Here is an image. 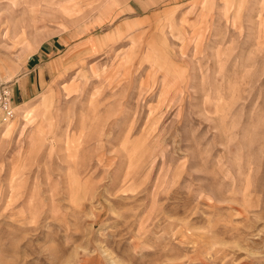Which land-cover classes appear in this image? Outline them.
Masks as SVG:
<instances>
[{
  "label": "rangeland",
  "instance_id": "374dc122",
  "mask_svg": "<svg viewBox=\"0 0 264 264\" xmlns=\"http://www.w3.org/2000/svg\"><path fill=\"white\" fill-rule=\"evenodd\" d=\"M27 75L0 264H264V0H0Z\"/></svg>",
  "mask_w": 264,
  "mask_h": 264
},
{
  "label": "built area",
  "instance_id": "2783aa9c",
  "mask_svg": "<svg viewBox=\"0 0 264 264\" xmlns=\"http://www.w3.org/2000/svg\"><path fill=\"white\" fill-rule=\"evenodd\" d=\"M12 90L4 84H0V107L9 116L13 115V110L11 106L12 100Z\"/></svg>",
  "mask_w": 264,
  "mask_h": 264
},
{
  "label": "crops",
  "instance_id": "0c3cea01",
  "mask_svg": "<svg viewBox=\"0 0 264 264\" xmlns=\"http://www.w3.org/2000/svg\"><path fill=\"white\" fill-rule=\"evenodd\" d=\"M33 86V85H32ZM12 88V94L17 90V93L19 91L20 95L22 94L24 96V92L26 90V94L28 93V89L30 88V78L29 76H25L22 80V84H15ZM24 98V97H23Z\"/></svg>",
  "mask_w": 264,
  "mask_h": 264
}]
</instances>
